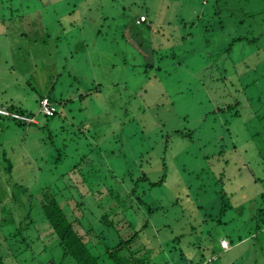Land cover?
I'll return each mask as SVG.
<instances>
[{
	"label": "rangeland",
	"instance_id": "374dc122",
	"mask_svg": "<svg viewBox=\"0 0 264 264\" xmlns=\"http://www.w3.org/2000/svg\"><path fill=\"white\" fill-rule=\"evenodd\" d=\"M206 2L0 0V105H20L35 116L24 120L39 122L0 120V249L8 264L63 260L59 239L37 209L34 225L22 224L21 232L14 226L30 214L29 206L27 215L21 212L26 200L17 203L18 196L41 200L46 188L57 193L68 186L73 198L82 196L86 226L108 213L121 227L133 202L130 219L145 222L131 194L145 174L162 184H141L138 195L159 207L152 222L163 244H177L152 264H172L171 256L175 264L195 256L193 264L199 257L207 264H264V124L255 117L264 101L253 98L264 96V0H221L210 23L175 45L184 33L176 25L204 13ZM247 36L259 39L223 53L231 39ZM50 93L60 112L55 118L40 112ZM226 132L233 138L223 141ZM111 190L118 202L109 211ZM101 231L116 244L113 230ZM223 235L248 240L222 258Z\"/></svg>",
	"mask_w": 264,
	"mask_h": 264
},
{
	"label": "trees",
	"instance_id": "16d2710c",
	"mask_svg": "<svg viewBox=\"0 0 264 264\" xmlns=\"http://www.w3.org/2000/svg\"><path fill=\"white\" fill-rule=\"evenodd\" d=\"M220 5H221V0H207L206 2L207 9L204 11V13H202L203 10L199 9V11L195 14V18H193L191 21L189 22L181 21L180 24H177L176 26H181L178 27L179 30H181L182 28L184 33L181 36L176 37L174 44L180 45V43H183L184 45H186L188 42H190L191 38H194V34H195L194 28H196L197 25L203 24L205 20H207V16L209 15L212 17L216 16L218 14L217 8H219ZM248 14L250 13L248 12ZM142 15L146 17V20H149L148 11H146ZM207 23L210 22L208 21ZM136 25L145 26L146 24L145 22L141 23L136 21V23H134V26L136 27ZM145 27L148 34H151L152 32H156V30L152 27V25L150 26L148 24V26ZM157 29H158L157 33L162 31L164 33L166 31V28L163 27L160 28L158 27ZM206 30L208 31V28ZM171 36L174 39L173 33L171 34ZM258 39L259 38H252L250 36L231 39L230 46L226 49H223V53H227V55H230L229 51L232 49L231 47H235L238 42L248 41L250 43H253ZM175 47L177 46H174V50ZM244 91H246V88H244ZM50 95L51 93L46 98L49 99L52 104L57 105L56 103L57 101L52 99ZM253 98L255 99L257 98L258 100L261 99L262 101H264V96L263 97L255 96ZM80 99H82V97ZM68 101H72V100L69 99ZM59 104L62 105L63 107L66 106V103L64 104L61 101L59 102ZM3 107L11 114H18L23 116L27 115L29 117H35L33 114L27 113L26 110L22 108V106L20 105L8 104L7 106L5 105L3 106L1 104L0 108L2 109ZM238 107H239L238 105L228 106L226 110L222 108L221 112L225 113L226 115V112L232 113V109L234 108V110H236ZM261 109L262 110L264 109V103L261 107L256 108V112H255L256 114L255 117L257 116V114L259 115V117L258 116L256 117V120L260 125L264 124V114L257 113ZM238 112L239 110L236 111L237 114ZM59 113L60 112L57 108V112L53 116H46V117L55 118L59 115ZM234 117H240V116L235 115ZM0 120L13 121L14 123L22 127H25L26 125H39V122L27 123L20 119L14 118L11 115L6 116L0 114ZM260 132H261L260 133L261 137H264V130H260ZM228 134L230 133L226 132L225 134L226 137L228 136V139L226 137H223L222 138L223 141L230 140L233 138L231 137L232 136L231 134L230 136ZM257 136H259L258 133L254 135L255 139H257L256 138ZM50 139H53L52 135H50ZM262 140L264 141V138H262ZM162 180L158 182H152L149 179V177H147V175L145 174L142 178L136 180L135 182V187L133 188L131 194L133 193L136 198L138 196V200H139L138 203L140 207L144 208L145 209L144 211L147 213V216L144 219L145 221L144 223H141L140 221L138 223V220L136 222L130 219L132 218L133 215L135 216V214L132 213V209H135V206L133 205L134 202L132 206H130L129 208L128 206H126V202L123 203L121 202L122 206L124 205L126 206L124 211V215H125L124 217L128 219L127 225L121 227L118 226L114 220L109 218L110 217L109 214L106 213L102 215L101 222L98 223H94L96 221V218L94 220L87 219L90 225L86 226L83 215H85L86 217L90 215L84 214V212L82 211L84 209L83 204L82 203L80 204V200L82 199V196L80 195L79 199L73 198L72 194L69 193L70 192L69 189L71 188L67 186L64 190L58 191L57 193L56 191H52L51 188H46L45 191L42 192V194L40 195L41 200L37 198L36 195H32V194L29 195L27 193L28 190L23 192V194L27 193V195H24L23 197L18 196L19 202H17V200L16 202L23 203L25 199L26 204L22 205L21 212L26 213L27 215V212L24 211V208L29 206L30 214H28L20 222H18L17 219L14 226H16L17 230L21 232L22 224H25L27 222L26 225L28 226L34 225L35 221L33 220L31 215L33 213V210L37 209V212L40 215H42L44 221H46L49 227L54 231L56 237L59 239L60 247L63 252V260L61 262H55L54 260L41 262V263L39 262L40 264H65V262H68L67 259L68 260L72 259L76 264H152L151 259L154 257V255H157V253H161L160 256L162 257V255L165 253L166 250H168V252L171 255L173 254L174 249H176L177 247L176 241H172L169 243L166 242L164 245L163 241L160 240V236H159V232L161 231V229L158 230L153 225L152 217L155 214H157V210L159 209V207L154 208L152 206H149L145 201L144 198L145 194L138 195L141 184L142 185L150 184L149 187L153 188L161 185ZM86 196L87 194H83V197ZM71 197L72 200H70ZM127 198L131 200L130 196H127ZM73 199L76 200L75 205L72 204ZM262 199L264 202V195ZM108 200L111 204L109 207H107V209L109 211L115 210L116 203L114 202L116 201L118 202V198L116 197L113 190H111V196H109ZM0 204L2 203L0 202ZM87 211L92 212L93 209L88 208ZM18 224H20V227H17ZM101 228H106L114 231L115 238L117 239L116 244L112 245L106 243ZM15 236L16 234L12 235V237ZM6 240H8L7 237ZM171 243H173V246L170 247L172 249H169L168 247L170 246ZM179 254L182 256L183 253L180 251ZM164 257L165 256H163L162 258ZM171 258H172V264H175L176 258L172 256ZM0 264H8L6 255L3 254L1 249H0ZM182 264H193V261L183 262Z\"/></svg>",
	"mask_w": 264,
	"mask_h": 264
},
{
	"label": "built area",
	"instance_id": "2783aa9c",
	"mask_svg": "<svg viewBox=\"0 0 264 264\" xmlns=\"http://www.w3.org/2000/svg\"><path fill=\"white\" fill-rule=\"evenodd\" d=\"M143 19H145V18H143ZM40 112L43 115H45V116H53L57 112V107H56V105L52 104L49 99L46 98V99H44V100L41 101V104H40ZM7 113H8V115H6V116L11 115L14 118L20 119V120L25 121L27 123H36V120L35 121H30L29 119H31V118H28V119H25L24 120V118H26V117H24L23 115L11 114L8 111H7ZM0 114L4 115L2 113V111L0 112ZM221 246H222V248L224 250L231 249V245H230V243H229L228 240H222L221 241ZM201 264H207V263L204 262V263H201Z\"/></svg>",
	"mask_w": 264,
	"mask_h": 264
},
{
	"label": "crops",
	"instance_id": "0c3cea01",
	"mask_svg": "<svg viewBox=\"0 0 264 264\" xmlns=\"http://www.w3.org/2000/svg\"><path fill=\"white\" fill-rule=\"evenodd\" d=\"M4 106V105H3ZM220 240L219 241H217V246H219L220 247V251H219V254L221 255V257L222 258H224V257H229V256H231L235 251H236V249H238L241 245H243V244H245V241H247L248 239H242V240H239V241H233V240H231V239H229L227 236H225V235H223L221 238H219ZM221 240H228L229 241V243H230V245H231V249H229V250H224L223 248H222V246L220 245V241ZM224 256V257H223ZM196 260V256L193 258V261H195ZM198 262H199V264L200 263H204V261H202V258H198ZM194 263V262H193Z\"/></svg>",
	"mask_w": 264,
	"mask_h": 264
}]
</instances>
